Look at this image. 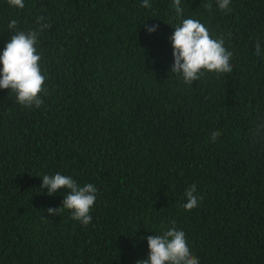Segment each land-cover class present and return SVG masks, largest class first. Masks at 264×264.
<instances>
[{"label":"trees","instance_id":"16d2710c","mask_svg":"<svg viewBox=\"0 0 264 264\" xmlns=\"http://www.w3.org/2000/svg\"><path fill=\"white\" fill-rule=\"evenodd\" d=\"M24 3L0 0V55L11 20L38 31L43 16L46 93L25 107L0 89V264H136L147 237L173 226L199 264H264V138L252 137L264 122V0H231L227 13L181 0L183 18L233 53L230 72L191 86L171 73L173 0ZM56 173L98 189L87 226L46 211L70 191L42 188Z\"/></svg>","mask_w":264,"mask_h":264},{"label":"clouds","instance_id":"9594fccd","mask_svg":"<svg viewBox=\"0 0 264 264\" xmlns=\"http://www.w3.org/2000/svg\"><path fill=\"white\" fill-rule=\"evenodd\" d=\"M231 0H216L218 8L223 12H230ZM13 8L23 9L24 0H7ZM150 0H143L142 7H150ZM204 7L211 11L212 3L204 4ZM172 8L175 11L176 21L174 34L171 36L173 56L175 63L171 73L180 77L184 84L191 86L194 81L200 80L206 72L224 74L232 70L230 59L233 55L224 46L223 35L212 38L208 28L199 20L183 18L181 0H173ZM44 17L37 19V30L25 32L18 29L17 20L13 19L8 24L10 30L15 29L0 55V89H10L15 93V100L25 106H41L43 100L41 93H46L45 80L42 74L40 62L41 55L37 53L38 32L50 27L44 21ZM173 21H169L171 25ZM147 28V24L145 25ZM157 31V27L148 28L149 33ZM255 55H261L259 42L255 44ZM220 132L214 131L211 134L213 141L217 140ZM253 139L264 138V122L257 124L252 133ZM42 188L48 190V195L57 193L60 189L70 190L66 194L62 207L59 209L48 208L50 215H61L64 210L71 213V218L87 226L92 217L90 209L95 204L98 189L91 183L80 186L71 176L56 173L45 174L42 177ZM196 185L193 184L185 191L187 202L181 205L187 211H191L198 205V197L194 195ZM173 225L175 222H172ZM149 253L147 259L138 260L136 264H199V260L192 254L188 245L185 232L177 230L175 226L165 230L160 235L147 237Z\"/></svg>","mask_w":264,"mask_h":264}]
</instances>
